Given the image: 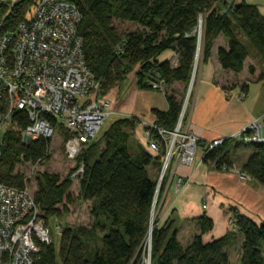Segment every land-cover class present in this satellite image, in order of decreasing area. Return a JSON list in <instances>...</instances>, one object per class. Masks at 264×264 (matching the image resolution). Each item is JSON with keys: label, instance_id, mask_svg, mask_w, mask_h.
<instances>
[{"label": "trees", "instance_id": "obj_1", "mask_svg": "<svg viewBox=\"0 0 264 264\" xmlns=\"http://www.w3.org/2000/svg\"><path fill=\"white\" fill-rule=\"evenodd\" d=\"M67 1L74 3L81 15L77 32L83 41V56L100 83L102 96L122 86L131 73L141 91H153L152 84L162 82L168 110H152L158 128L172 131L181 115L184 93L178 88L187 89L192 77L199 46L196 28L201 17L203 62L215 54L221 71L232 75L230 80L217 78L214 83L223 92L239 89L247 94L248 83L263 80L256 65L259 62L264 66V16L244 0ZM31 5L29 0H21L9 14L6 7H0L5 30L14 31L24 22ZM124 24L133 25L134 30L118 28ZM166 52L173 53V60L160 61ZM12 119L18 131H6L0 144V182L26 189L46 226L52 217L68 215L76 201L91 207L90 226L65 225L58 254L52 243H38L33 264H132L135 258L140 260L138 252L147 236L151 264H231V250L238 251L239 264H264V222L256 223L235 208L228 210L231 231L208 242L203 237L213 230L214 223L206 215L193 220L196 233L186 246L178 240L174 220L161 225L157 218L151 226L153 207L160 196L156 198L158 180L150 176L148 168L161 166L164 145L155 157L143 149L135 152L130 137L137 119L115 121L76 161L66 160L63 150L64 160L70 165L68 174L63 177L37 170L34 192L26 188L29 179L16 168H44L56 152L55 140L61 136L63 147L67 137L56 128L50 139L23 143L20 131L29 124L27 116L15 112ZM250 136V132L244 134ZM198 145L203 147L205 143L200 141ZM247 148L252 152L241 172L264 188V142L225 138L202 157V162L212 170L229 171L236 166L238 153ZM79 163L84 164V174L74 180L71 175ZM166 178L168 173L159 191ZM76 185L74 199L71 190ZM142 263L140 260L138 264Z\"/></svg>", "mask_w": 264, "mask_h": 264}, {"label": "built area", "instance_id": "obj_2", "mask_svg": "<svg viewBox=\"0 0 264 264\" xmlns=\"http://www.w3.org/2000/svg\"><path fill=\"white\" fill-rule=\"evenodd\" d=\"M19 1L0 0V7H6L9 14ZM29 1L30 14L14 31L5 30L0 22V130L18 131L12 119L15 112L27 116L29 124L20 131L25 141L51 138L60 126L67 135L64 157L76 161L96 140L110 115V103L86 67L83 41L77 32L81 15L76 5L67 0ZM200 36L199 32V42ZM194 73L195 68L192 76ZM152 89L164 93L162 82L152 84ZM245 96L239 94L237 99L243 101ZM182 120L179 117L172 131L143 124L149 150L156 154L161 144L167 148L159 181L166 176L172 160L173 165H193L199 139L181 130ZM247 132L250 137H244ZM260 132V123L253 121L234 137L245 143H263ZM223 141L205 144L202 157ZM83 174L84 164L79 163L71 178L81 179ZM174 183L178 187L181 180ZM38 216L26 189L0 186V264H33L37 244L50 243L47 226Z\"/></svg>", "mask_w": 264, "mask_h": 264}, {"label": "crops", "instance_id": "obj_3", "mask_svg": "<svg viewBox=\"0 0 264 264\" xmlns=\"http://www.w3.org/2000/svg\"><path fill=\"white\" fill-rule=\"evenodd\" d=\"M244 1L256 6L260 14L264 16V0ZM173 57L172 52H166L160 57L162 58L160 61H171ZM256 66L258 74L262 71L263 80L259 82L253 80L248 83L245 99L239 101L236 99L238 89L232 91L231 98H227L225 92L214 83L217 78L224 80L232 78L231 74L221 71L215 54L206 62H203L202 58L194 86L195 91H192L189 98L191 103L189 101L190 106L187 107L184 130L207 144L237 135L253 121H258L261 125V137L264 138V66L259 62ZM242 77H245V74ZM123 91L121 86L111 90L105 96L110 101L111 112L117 115L118 120L137 119L138 124L132 134L144 137L145 127L141 123L154 125L155 117L152 110L166 112L167 101L157 92L138 90L135 79L134 83L127 87V91ZM145 144L146 146H141L131 141V147L135 152L143 149L155 157L156 154L149 150L147 143ZM198 153L191 167L173 165L175 178H182L184 185L181 188L176 187L173 183L168 184L169 177L166 179L160 191L159 223L162 225L168 220H174L178 228V236L183 230L179 229V223L183 224L181 228H192L190 239L186 242L189 243L196 233L193 220L202 215H206L214 223L213 230L203 237L205 242L218 239L231 231L232 216L228 212L230 208L237 209L240 214L256 223L264 222V188L252 179L242 180L234 173L210 169L202 162V152ZM250 153L246 155V158ZM241 166L242 164L240 167H235L241 168ZM159 168L155 165L148 168L152 178L157 179L154 171ZM215 217L218 219L216 220ZM222 219L223 225L216 227L217 221L221 224ZM225 219H227L226 223ZM217 228H219L218 232L215 231Z\"/></svg>", "mask_w": 264, "mask_h": 264}, {"label": "rangeland", "instance_id": "obj_4", "mask_svg": "<svg viewBox=\"0 0 264 264\" xmlns=\"http://www.w3.org/2000/svg\"><path fill=\"white\" fill-rule=\"evenodd\" d=\"M31 7H32V5H31ZM202 24H203V21H202ZM118 28H120L121 30H134V26L133 25H126V24H124L122 26H119ZM202 48H203V43L200 41L199 42V46H198V52L196 54L197 57H196L195 64H194L195 73L191 77L187 89H184L182 87L178 88L180 92L186 94L184 99H183L184 102H183L182 112H181V115H180V117L183 118V120L181 122V130H184V128H185V119H186V116H187V112L186 111H187L188 105L190 106V104H189L190 95L192 94V91L193 92L195 91V87L194 86L196 84L198 71H199V68H200V65H201ZM161 59L162 58H159V60H161ZM133 83H134V75H133V73H131L128 76L126 82L123 84L125 86L122 85L123 90H124L123 92H126L127 91V87L132 85ZM120 87H118V88H120ZM153 91L164 96V94L161 93L160 91H155V90H153ZM225 96L227 98H229V96H227V95H225ZM118 103H119V101L117 102V104ZM190 103H191V101H190ZM118 119L119 118L117 117V115H114V114H112L107 119H105L103 124H102V126H101V129H100L99 133L97 134L96 140H99V138L104 134V132L107 131L110 128V126ZM141 124H144V123H141ZM148 126H151V125H148ZM5 133H6V131L4 129L0 130V144L2 142V139H3L4 135H5ZM189 134H191V133H189ZM228 138H230L232 140H236L234 136L228 137ZM228 138H226V139H228ZM58 139L55 140L56 141V145H57L55 147L56 148V152L52 153L51 161L47 165H45L44 168L39 169L38 167L36 168V167H31V166L19 167V168L17 167L16 168L15 171H17L19 173H23V175L27 179H29V183L27 184L26 188H29V190L31 192H34L35 188H36L35 183H34V178L36 176V171L37 170H40L42 172L46 171V172H50V173H57V174H59V175H61L63 177L68 174V171L70 170V165L66 163V161L64 160V157H63V147H62V138H61V136H60V139L59 140ZM130 139H131V141H134V142H136L137 144H139L141 146L142 145L146 146L145 143H147V142H146L145 138L140 136V135L131 134ZM22 141H23V143L25 142L24 139H22ZM199 142H200V140H199ZM199 142H198V144H199ZM166 149L167 148L164 147V155H163V158H162L163 160H164V157L166 156V153H167ZM201 149H202V147H200L198 145V149L196 150V156H197V153ZM250 152H252V149H250V148L242 149L238 153V155H237V157L235 159V165L237 167H240V165L243 164L242 162H245L244 160L246 158V155L249 154ZM156 155H157V153H156ZM196 156H195V159H196ZM195 159H194V162H195ZM171 162H172L171 164L173 165V160ZM194 162H193V164H194ZM161 170H162V164H161L159 169H157V170L155 169V171H154V175L155 176L157 175L158 184H160L159 185V189H160V186L162 184V181H159V176L161 174ZM171 170H172V168H171V166H169V169L166 172V174L168 173V177H169L168 184H171V183L174 184V182L176 181L175 173L171 174ZM227 173H233V172H227ZM242 180H249V179H242ZM71 193H72L71 195L75 199L76 198V193H77V185L72 188ZM159 194H160V191L157 190L156 198L160 196ZM158 207H159V200L157 202V205H155L153 207V213H152V222L153 223L155 222V220L157 218H159L158 217V215H159L158 214ZM90 208L91 207H90L89 203H79V202L76 201L74 205L69 207V211L70 212H69L68 215L62 216V218L52 217L51 219H49L48 225H47V229L49 231V237H50L51 243L53 244L57 254H58V250H59L60 233H61L62 228L65 225H70V226H73V225H86V226H90L91 223H92V219H91L90 214H89ZM215 219L217 220L218 218L215 217ZM226 221H227V219H225V223H226ZM223 223H224L223 219L221 220V224H220L219 221H217L216 227H218V226L221 227L223 225ZM181 226H183V224L179 223V226H178L179 229L180 230L183 229V230L179 234L178 240L181 242V244L183 246H186L188 244L186 242L190 239V236H191V233H192V230H191L192 228H190V227L181 228ZM218 229L219 228H217L215 231L218 232ZM150 244H151L150 243V237L148 238V236H147L145 238V241H144L142 247L140 248V250L138 252V255H140V260H143L142 264H151ZM238 255H239L238 251H236V250H231L230 251V262H231V264H239V256ZM139 261H138V259L135 258L133 260L132 264H138Z\"/></svg>", "mask_w": 264, "mask_h": 264}, {"label": "bare ground", "instance_id": "obj_5", "mask_svg": "<svg viewBox=\"0 0 264 264\" xmlns=\"http://www.w3.org/2000/svg\"><path fill=\"white\" fill-rule=\"evenodd\" d=\"M21 1V0H20ZM19 1V2H20ZM202 21H203V19H202V17H201V19H200V21H199V23H198V26H197V28H196V32H197V35H198V33L200 32L201 33V36H202V26H203V24H202ZM200 36V37H201ZM201 39V38H200ZM86 67H87V65H86ZM87 69L89 70V68L87 67ZM90 71V70H89ZM91 72V71H90ZM239 90V89H238ZM232 91L231 92H225V95H227V96H229V98H231L232 97ZM239 94H244L243 92H241L240 90H239V93L237 94V96H236V99H237V97H238V95ZM109 103H110V101L106 98V97H104ZM101 100V99H100ZM112 115V112H111V104H110V115L109 116H111ZM155 127H157L156 125H155ZM158 128V127H157ZM57 129H62L60 126L59 127H57ZM62 131H63V129H62ZM184 131V130H183ZM64 132V131H63ZM65 133V132H64ZM66 137H67V135H66ZM23 139V138H22ZM39 139H45V138H39ZM47 139H50V138H47ZM46 140V139H45ZM66 140H67V138H66ZM25 141V140H24ZM29 142V141H28ZM65 144H66V141H64L63 142V150H64V147H65ZM151 151V150H150ZM163 160V159H162ZM163 162V161H162ZM170 166L171 167H173V165L170 163ZM193 166V165H192ZM225 172H233V173H235L239 178H241V179H244L243 177H242V175H244V176H247V175H245V174H243L242 172H241V169L240 168H237V167H233L232 169H230L229 171H225ZM249 179H251L249 176H247ZM176 179H180L181 180V185H179L178 187H182L183 185H184V181H183V179L182 178H180V177H178V178H176ZM174 185H176V183H174ZM0 186H2V187H5V188H12V187H8V186H6L5 184H3V183H1L0 182ZM50 243H51V241H50Z\"/></svg>", "mask_w": 264, "mask_h": 264}, {"label": "water", "instance_id": "obj_6", "mask_svg": "<svg viewBox=\"0 0 264 264\" xmlns=\"http://www.w3.org/2000/svg\"><path fill=\"white\" fill-rule=\"evenodd\" d=\"M152 220H151V226H152ZM151 231H152V229H150V232H149V236H151Z\"/></svg>", "mask_w": 264, "mask_h": 264}]
</instances>
